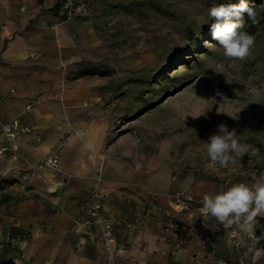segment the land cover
Returning <instances> with one entry per match:
<instances>
[{
	"label": "crops",
	"instance_id": "0c3cea01",
	"mask_svg": "<svg viewBox=\"0 0 264 264\" xmlns=\"http://www.w3.org/2000/svg\"><path fill=\"white\" fill-rule=\"evenodd\" d=\"M53 13L60 17V11ZM7 14L0 8V21ZM9 32L10 25L1 26L0 129L18 120L32 132L15 140L17 158L0 155V233L6 245L0 264H109L111 259L114 264H211L218 258L229 264H264V222L255 228L257 238L242 234L232 239L218 230L215 217L208 219L213 228L210 252L188 241L171 256L172 244L157 236L163 228L192 223V212H175V194L203 200L234 183L256 181L237 179L226 185L190 173L173 176L165 155L152 156L138 137L130 142L111 133L108 115L87 102L91 94L86 88L62 86L58 41L30 45L21 35L9 38ZM30 58L36 71L28 75ZM0 143L11 146L1 131ZM55 148H60L57 167H43ZM94 195L102 197L107 217L146 222L115 229L110 255L98 246L94 230L73 233L72 219L86 215L82 204ZM16 235L22 239L14 245Z\"/></svg>",
	"mask_w": 264,
	"mask_h": 264
},
{
	"label": "rangeland",
	"instance_id": "374dc122",
	"mask_svg": "<svg viewBox=\"0 0 264 264\" xmlns=\"http://www.w3.org/2000/svg\"><path fill=\"white\" fill-rule=\"evenodd\" d=\"M55 1L0 0L8 10L0 29L10 25L8 37L30 45L58 41L62 86L86 88L116 138L138 137L152 156L169 159L177 178L190 173L227 185L264 174V0H248L256 15L243 30L255 42L242 60L225 56L212 37L209 9L222 0H64L65 20L49 11ZM91 68L108 75L78 78ZM222 123L260 153L212 162L202 142Z\"/></svg>",
	"mask_w": 264,
	"mask_h": 264
},
{
	"label": "clouds",
	"instance_id": "9594fccd",
	"mask_svg": "<svg viewBox=\"0 0 264 264\" xmlns=\"http://www.w3.org/2000/svg\"><path fill=\"white\" fill-rule=\"evenodd\" d=\"M244 13L249 18L256 15L248 0H239L237 4H218L209 9V16L215 18V23L211 25L212 37L218 41V47L222 48L227 57L242 60L254 46L255 36L243 30ZM202 144L209 159L221 166L235 163L237 157H243L249 152L254 155L260 153L259 147L242 142L237 130H229L223 123ZM200 212L215 217L220 224H237L242 230L255 236V226L258 223L256 218L264 217V175L258 176L253 184L234 183L215 195L206 194Z\"/></svg>",
	"mask_w": 264,
	"mask_h": 264
},
{
	"label": "built area",
	"instance_id": "2783aa9c",
	"mask_svg": "<svg viewBox=\"0 0 264 264\" xmlns=\"http://www.w3.org/2000/svg\"><path fill=\"white\" fill-rule=\"evenodd\" d=\"M1 133L11 143V146L5 147L0 143V155L10 154V157L17 158L19 147L15 144V140L20 135H27L32 132L31 128L22 125L18 120L5 123L1 126ZM60 148H55L51 151L47 159L42 163L43 167L56 168L58 164V155ZM29 174L25 175L28 178ZM94 199L86 201L82 204L83 210L86 211L85 216H76L72 219L73 233L81 235L87 229L94 230L98 236V246L106 255H110L112 245L115 242L114 230L117 228L134 229L137 227L145 226L146 222L140 219L126 220L119 217L110 218L103 213V206L101 203L102 197L94 195ZM203 200H194L192 197L183 193H177L173 198V208L176 213L192 212V223L187 227H180L173 225L172 227L163 228L157 239L160 241H167L172 244L170 255L175 256L178 252L183 250L184 245L188 241H196L199 243L203 252L211 251V244L213 241V228H211L208 219L211 216L204 215L200 212ZM257 228L262 222L264 217H257ZM218 230L225 233L229 238H240L243 234L251 239L257 238L256 235H250L240 228L237 224H217ZM22 239L21 235H16L13 239L14 243ZM6 247L2 240L0 233V250ZM165 254V253H164ZM109 264H114L112 259ZM211 264H229L224 258H218ZM242 264V261H240Z\"/></svg>",
	"mask_w": 264,
	"mask_h": 264
},
{
	"label": "trees",
	"instance_id": "16d2710c",
	"mask_svg": "<svg viewBox=\"0 0 264 264\" xmlns=\"http://www.w3.org/2000/svg\"><path fill=\"white\" fill-rule=\"evenodd\" d=\"M63 1L64 0H56L54 5L51 7V11L55 12L56 15H58L61 7H62V4H63ZM224 3V0L221 1V4ZM253 7V6H251ZM63 20L66 19V16L64 15H61L60 16ZM243 19L245 21V24L246 23H249V22H252L254 20V17L253 18H249L247 16V13H245L243 15ZM108 74L106 73V71H102V70H99L97 68H91V69H87V70H84V71H81L80 72V75L79 76H99V77H105L107 76Z\"/></svg>",
	"mask_w": 264,
	"mask_h": 264
}]
</instances>
